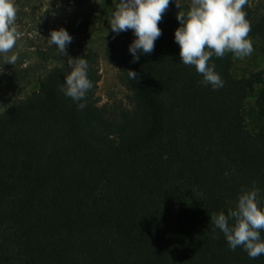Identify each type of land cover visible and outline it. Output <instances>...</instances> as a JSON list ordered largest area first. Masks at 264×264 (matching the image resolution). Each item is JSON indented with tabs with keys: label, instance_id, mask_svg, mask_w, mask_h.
I'll return each mask as SVG.
<instances>
[{
	"label": "trees",
	"instance_id": "16d2710c",
	"mask_svg": "<svg viewBox=\"0 0 264 264\" xmlns=\"http://www.w3.org/2000/svg\"><path fill=\"white\" fill-rule=\"evenodd\" d=\"M175 2L190 5L170 0L154 51L136 62L132 30L108 24L119 0L60 26L72 37L67 55L49 40L14 48L13 65L0 55V264H264L231 250L211 220L234 210L242 190L259 189L264 208V92L254 101L260 129L244 124L264 75L235 77L226 53L210 60L223 87L202 84L180 61ZM243 10L249 38L264 46V0ZM100 54L128 105H99ZM81 56L93 87L74 101L61 86Z\"/></svg>",
	"mask_w": 264,
	"mask_h": 264
},
{
	"label": "clouds",
	"instance_id": "9594fccd",
	"mask_svg": "<svg viewBox=\"0 0 264 264\" xmlns=\"http://www.w3.org/2000/svg\"><path fill=\"white\" fill-rule=\"evenodd\" d=\"M176 3V2H175ZM170 0H119L111 12L108 24L113 33L132 30L135 39L128 46L133 62L139 60L140 52L151 54L155 41L162 35L158 27ZM248 0H190L188 10L178 11L176 19L179 26L174 30V41L179 45L180 61L186 66H194L203 79L201 83L211 85L214 90L223 87V80L215 71L210 60L215 56L223 58L226 53L243 59L253 51L250 22L243 10ZM180 9V5L176 3ZM17 7L14 0H0V55L4 65H13L19 53L13 52L20 33L17 30ZM49 43L54 44L59 53L67 55V46L72 42L71 35L64 29L51 30ZM140 50V51H138ZM9 53H12L9 55ZM70 73L64 77L61 91L74 101L85 98L93 87L87 75L88 62L82 58L70 63ZM130 79L137 80L138 74L127 71ZM86 105L78 104L83 109ZM259 189L242 190L234 210L213 213L212 223L224 235L229 248L240 247L248 256L255 259L264 255V208L258 200Z\"/></svg>",
	"mask_w": 264,
	"mask_h": 264
},
{
	"label": "rangeland",
	"instance_id": "374dc122",
	"mask_svg": "<svg viewBox=\"0 0 264 264\" xmlns=\"http://www.w3.org/2000/svg\"><path fill=\"white\" fill-rule=\"evenodd\" d=\"M99 1L92 0L88 4L79 5L73 0H14L18 10L15 26L20 33L15 48L27 47L31 44L43 45L49 40L48 36L51 30L66 28L60 26L66 25L67 21L79 19L90 11H95ZM187 10L185 7L178 9V11L185 12ZM249 39L252 41L254 48L250 56L240 59L234 57L232 53H228L232 59L231 71L235 77L245 76L252 71H261L264 75V46L257 38ZM98 66L100 73L97 84L99 105H110L112 103L128 105V92L118 80L117 67L109 63L102 54H100ZM263 92L264 81L255 84L245 100L244 124L251 132H257L262 124V119L257 114L254 101Z\"/></svg>",
	"mask_w": 264,
	"mask_h": 264
}]
</instances>
